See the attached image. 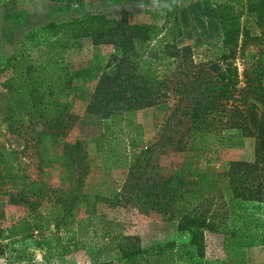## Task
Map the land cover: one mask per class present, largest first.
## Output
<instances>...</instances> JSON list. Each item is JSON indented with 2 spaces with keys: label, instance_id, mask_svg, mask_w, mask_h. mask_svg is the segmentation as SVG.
Wrapping results in <instances>:
<instances>
[{
  "label": "trees",
  "instance_id": "16d2710c",
  "mask_svg": "<svg viewBox=\"0 0 264 264\" xmlns=\"http://www.w3.org/2000/svg\"><path fill=\"white\" fill-rule=\"evenodd\" d=\"M239 1L225 0L217 7L215 17L223 39L211 56L202 60H195L191 47L179 48L174 43L182 35L176 3L137 19L126 14L118 18L92 14L41 28L43 34H61V42L66 44L87 38L94 46L110 50L105 65L96 70L98 78L87 102V113L108 120L172 101L173 110L167 120L176 115L189 118L188 128L174 145L176 152L188 156L186 166L166 179L141 181L142 174L135 169L146 151L168 141L163 133L135 156L129 174L136 190L127 198L143 213L168 215L187 242L141 248L135 238L124 235L119 223L98 215L86 195L77 193L67 201L50 187L34 189V182L25 173L18 176L14 172L12 157L24 158L30 142L39 145V137L25 140L20 151L0 152V194L27 210L21 224L28 237L37 232L49 253L56 251L55 255H68L85 246L119 253L117 264H245L246 249L264 246V52L256 45L252 56H244L248 44H257L259 39L241 26L240 12L232 6ZM246 4V10L257 16L256 25L262 27L264 0H249ZM37 36L28 34L26 40ZM24 58L21 53L7 58L0 64V74L15 71L3 86L22 93L20 109L32 118L35 107L44 103L53 106L52 99H46L54 87L31 81L29 70L22 69ZM238 59L242 60L241 66ZM63 114L47 116L43 122H52L50 135L58 140L62 153L81 163L76 186L80 190L89 174L85 143L81 139L67 140L74 122L70 115L63 119ZM246 139L254 141L252 161L232 162L227 171L200 166L211 154L242 146ZM79 203H84L89 213L91 233L84 240L72 237L64 242L56 234L44 236L52 225H65ZM208 235L219 238L221 251L210 259L206 258Z\"/></svg>",
  "mask_w": 264,
  "mask_h": 264
},
{
  "label": "rangeland",
  "instance_id": "374dc122",
  "mask_svg": "<svg viewBox=\"0 0 264 264\" xmlns=\"http://www.w3.org/2000/svg\"><path fill=\"white\" fill-rule=\"evenodd\" d=\"M224 1L0 0V64L21 53L25 56L22 69L29 70L31 81L54 87L52 95L46 99V102L52 99L53 106L46 107L44 103L35 107L30 118L20 109L22 93L3 86L15 71L0 74V152L20 151L29 138L39 137L40 140L38 146H34L35 141L30 142L24 158L20 155L12 157L14 172L18 176L25 173L34 182V189L50 187L62 193L67 201L77 193L86 195L87 201L94 203L98 215L119 223L124 235L135 238L134 242L141 248L149 249L172 241L186 243L187 237L177 232L176 224L168 215L143 213L128 203L127 198L136 190L135 180L129 174L135 156L158 141L163 133L168 141L146 151L135 169L142 174L141 181L166 179L186 166L188 156L176 152L174 145L188 128L189 118L176 115L167 120L173 110L172 101L122 113L108 120L87 113V102L98 78L96 70L105 65L110 50L94 46L87 38L66 44L61 42V34L40 31L51 22L64 23L92 14L114 18L126 14L137 19L169 3H176L182 35L174 43L179 48L191 47L195 60H202L221 45L223 31L215 11ZM248 2L232 3L240 12L243 29L259 39L257 44H248L245 57L252 56L257 46L264 52V25H256L257 16L246 10ZM31 33H38V36L26 40ZM241 61L237 60L239 66ZM62 111L63 119L70 115V121L74 122L67 140L81 139L85 143L89 174L80 190H76V186L82 172L81 163L62 153L58 140L50 135L52 122H43L45 117H56ZM209 158L200 166L212 165L219 171H227L232 162L253 160L254 141L246 139L242 146L220 149ZM46 202L44 200V205ZM26 215L23 206L11 204L0 194V264H117L119 253H106L89 246L68 255H55L56 251L49 253L37 232L32 237L24 233L21 220ZM88 215L84 203H79L65 225H52L44 236L51 238L56 234L64 242L72 237L84 240L91 233ZM12 227L16 229L11 231ZM219 245L217 236L208 235L206 258L220 255ZM245 264H264V246L246 249Z\"/></svg>",
  "mask_w": 264,
  "mask_h": 264
}]
</instances>
